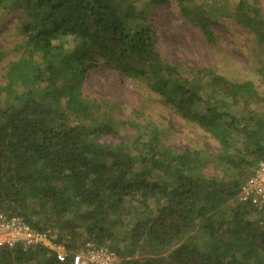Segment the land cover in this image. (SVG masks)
I'll return each mask as SVG.
<instances>
[{"label": "trees", "instance_id": "16d2710c", "mask_svg": "<svg viewBox=\"0 0 264 264\" xmlns=\"http://www.w3.org/2000/svg\"><path fill=\"white\" fill-rule=\"evenodd\" d=\"M219 1L0 0V12L26 16L21 57L0 85V212L70 252L106 246L118 264H264V209L239 201L264 162V65L262 91L211 68L172 65L150 15L174 10L215 48L207 18L233 19L264 50L263 0ZM102 67L143 83L220 150L178 152L148 120H124L131 139L102 143L119 134L114 105L83 91ZM0 264L74 263L19 246L0 249Z\"/></svg>", "mask_w": 264, "mask_h": 264}, {"label": "rangeland", "instance_id": "374dc122", "mask_svg": "<svg viewBox=\"0 0 264 264\" xmlns=\"http://www.w3.org/2000/svg\"><path fill=\"white\" fill-rule=\"evenodd\" d=\"M261 5L264 13V0ZM150 15L155 19V39L160 54L170 64L191 69L211 68L233 80L253 81L257 88L263 90L258 69L264 65V50L257 47L252 33L235 20L207 18L218 39V47L215 48L205 41L197 27L174 10L161 7ZM25 17L24 12L19 10L0 12V85L6 81L5 72L10 63L21 57L17 45L23 39L19 28L20 21ZM83 91L90 99L109 100L114 105L119 134L101 137L102 143L113 146L131 139L134 132L125 129L124 120H148L163 130V142L178 152L196 148L215 154L220 150L205 132L175 115L143 83L116 70L102 67L89 71ZM205 172L209 174L213 171L209 167ZM147 256L143 253L140 258Z\"/></svg>", "mask_w": 264, "mask_h": 264}, {"label": "built area", "instance_id": "2783aa9c", "mask_svg": "<svg viewBox=\"0 0 264 264\" xmlns=\"http://www.w3.org/2000/svg\"><path fill=\"white\" fill-rule=\"evenodd\" d=\"M239 201L258 210L264 209V162H260L242 187ZM42 247L58 261L70 258L74 264H118L119 258L108 247L86 244L75 252L52 240L48 232L33 228L23 218L0 212V249Z\"/></svg>", "mask_w": 264, "mask_h": 264}]
</instances>
